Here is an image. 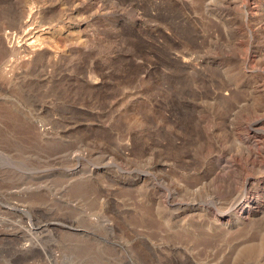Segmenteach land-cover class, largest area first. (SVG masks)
<instances>
[{"label":"rangeland","instance_id":"374dc122","mask_svg":"<svg viewBox=\"0 0 264 264\" xmlns=\"http://www.w3.org/2000/svg\"><path fill=\"white\" fill-rule=\"evenodd\" d=\"M0 32V264H264L169 241L139 183L151 148L178 200L238 176L216 164L264 110V0H0Z\"/></svg>","mask_w":264,"mask_h":264},{"label":"bare ground","instance_id":"6f19581e","mask_svg":"<svg viewBox=\"0 0 264 264\" xmlns=\"http://www.w3.org/2000/svg\"><path fill=\"white\" fill-rule=\"evenodd\" d=\"M258 7L251 8L249 15H256ZM13 37V33L0 32L2 59L21 51V46L14 44ZM248 61H244L245 67L249 66ZM229 130L241 151L227 152L216 165L217 170L223 172L228 169L231 173L236 172L238 176L232 178V174L225 172L228 174L225 178L217 176L207 179L198 175L194 180V192L209 191L207 201L178 200L172 190L157 187L161 177L167 173V166L170 165L164 159L155 162V151L152 148L149 149L148 171L139 183L144 182L147 190L151 191V196L145 197L148 216L150 219L153 214L158 216L164 233L167 232L170 237L169 241H174L186 233V236L196 239L194 245L197 242L203 244L202 241L212 246L217 243L221 246V242L226 245L231 243V247L236 249L240 256L253 257L260 254L262 246L264 247V110L258 117L246 118L239 128L229 125ZM212 161L214 159L205 162V166ZM137 184L138 182L134 186ZM177 186L182 185L177 182ZM197 226L203 231L199 233ZM199 235L202 237L199 238ZM235 260L237 258H233L231 264H234ZM188 262L215 264L210 259L204 262L189 259Z\"/></svg>","mask_w":264,"mask_h":264}]
</instances>
